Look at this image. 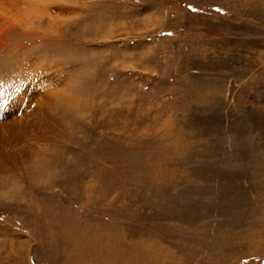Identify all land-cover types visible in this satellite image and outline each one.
<instances>
[{
  "label": "rangeland",
  "instance_id": "rangeland-1",
  "mask_svg": "<svg viewBox=\"0 0 264 264\" xmlns=\"http://www.w3.org/2000/svg\"><path fill=\"white\" fill-rule=\"evenodd\" d=\"M17 1L0 264H264V0Z\"/></svg>",
  "mask_w": 264,
  "mask_h": 264
},
{
  "label": "bare ground",
  "instance_id": "bare-ground-1",
  "mask_svg": "<svg viewBox=\"0 0 264 264\" xmlns=\"http://www.w3.org/2000/svg\"><path fill=\"white\" fill-rule=\"evenodd\" d=\"M2 1H4L7 5L6 6H9V7H15V3H17L18 1L17 0H2ZM21 1V0H20ZM6 6H4V7H6ZM36 115V117H38L37 118V120H38V122H39V127H40V125L42 124V121H43V119H45V121H43V122H45V124L47 125V123H48V121H49V119H50V117L49 116H44V117H41L40 119H39V115L38 114H35ZM37 122V121H36ZM36 125V126H37ZM46 125L44 126V130H45V127H46ZM43 126V125H42ZM47 127H49V126H47ZM4 159V158H3Z\"/></svg>",
  "mask_w": 264,
  "mask_h": 264
},
{
  "label": "clouds",
  "instance_id": "clouds-1",
  "mask_svg": "<svg viewBox=\"0 0 264 264\" xmlns=\"http://www.w3.org/2000/svg\"><path fill=\"white\" fill-rule=\"evenodd\" d=\"M70 85V83H68V84H66V85H64V86H54V88H66V87H68ZM34 187V189H36V190H39V189H41L42 188V186L41 185H34L33 186ZM6 191V189H0V199H2L3 198V195H4V192Z\"/></svg>",
  "mask_w": 264,
  "mask_h": 264
}]
</instances>
